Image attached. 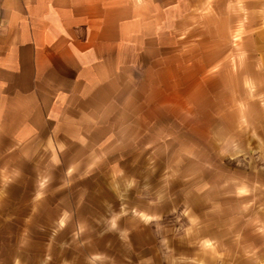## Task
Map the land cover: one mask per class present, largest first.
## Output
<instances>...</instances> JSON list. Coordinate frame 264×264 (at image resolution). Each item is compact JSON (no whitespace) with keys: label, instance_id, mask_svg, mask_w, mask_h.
I'll list each match as a JSON object with an SVG mask.
<instances>
[{"label":"rangeland","instance_id":"obj_1","mask_svg":"<svg viewBox=\"0 0 264 264\" xmlns=\"http://www.w3.org/2000/svg\"><path fill=\"white\" fill-rule=\"evenodd\" d=\"M163 32L83 130L3 154L18 263L264 264V0H194Z\"/></svg>","mask_w":264,"mask_h":264},{"label":"crops","instance_id":"obj_2","mask_svg":"<svg viewBox=\"0 0 264 264\" xmlns=\"http://www.w3.org/2000/svg\"><path fill=\"white\" fill-rule=\"evenodd\" d=\"M193 5L0 0V165L8 160L6 151L15 162L19 148L28 151L50 130H83L84 104L101 97L116 76L140 66L147 52L159 50L168 33L163 29H177ZM18 257L0 244V264H25Z\"/></svg>","mask_w":264,"mask_h":264}]
</instances>
